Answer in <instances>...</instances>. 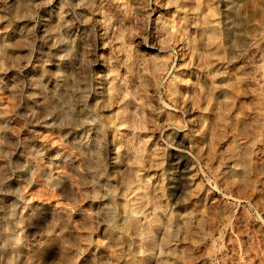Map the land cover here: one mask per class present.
<instances>
[{
    "label": "rangeland",
    "instance_id": "374dc122",
    "mask_svg": "<svg viewBox=\"0 0 264 264\" xmlns=\"http://www.w3.org/2000/svg\"><path fill=\"white\" fill-rule=\"evenodd\" d=\"M0 264H264V0H0Z\"/></svg>",
    "mask_w": 264,
    "mask_h": 264
},
{
    "label": "bare ground",
    "instance_id": "6f19581e",
    "mask_svg": "<svg viewBox=\"0 0 264 264\" xmlns=\"http://www.w3.org/2000/svg\"><path fill=\"white\" fill-rule=\"evenodd\" d=\"M205 56V55H204ZM208 62V61H207ZM210 100V99H209ZM139 179V178H138ZM144 184V183H143Z\"/></svg>",
    "mask_w": 264,
    "mask_h": 264
}]
</instances>
